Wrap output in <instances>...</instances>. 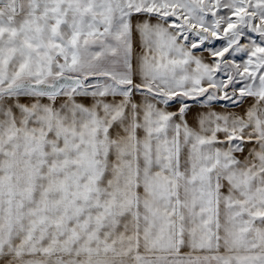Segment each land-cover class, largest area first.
I'll list each match as a JSON object with an SVG mask.
<instances>
[{"label": "snow or ice", "instance_id": "obj_1", "mask_svg": "<svg viewBox=\"0 0 264 264\" xmlns=\"http://www.w3.org/2000/svg\"><path fill=\"white\" fill-rule=\"evenodd\" d=\"M0 264H264V0H0Z\"/></svg>", "mask_w": 264, "mask_h": 264}]
</instances>
